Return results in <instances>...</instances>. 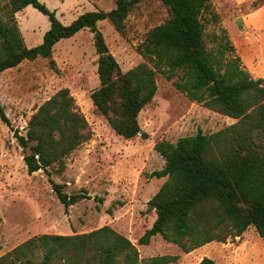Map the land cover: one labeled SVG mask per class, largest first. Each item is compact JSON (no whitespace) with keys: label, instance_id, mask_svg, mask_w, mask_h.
<instances>
[{"label":"trees","instance_id":"16d2710c","mask_svg":"<svg viewBox=\"0 0 264 264\" xmlns=\"http://www.w3.org/2000/svg\"><path fill=\"white\" fill-rule=\"evenodd\" d=\"M168 16L150 28L137 51L143 61L122 71L110 52L98 22L108 20L125 33L126 18L140 0H115V6L85 11L63 24L39 0H8L0 8V73L23 60L49 58L63 38L88 29L93 33L97 54L98 86L90 93L96 112L111 129L125 139L146 136L139 113L153 104L157 78L162 74L174 88L204 107L236 119L213 133L198 130L175 142L157 141L154 149L164 165L150 176L166 177L148 200L155 218L137 239L148 244L155 235L176 244L185 253L211 241L226 242L249 226L264 237V79L253 78L242 63L225 28L205 40L204 13L217 19L210 0H158ZM31 5L50 22L42 42L27 47L15 13ZM0 119L12 128L0 102ZM13 136L28 174L58 165L92 136V129L67 87L58 89L30 115L25 133ZM52 190L69 207L84 197L69 194L64 183L50 179ZM41 252V259L37 260ZM61 257L67 264H168L173 254L150 256L140 262L136 245L109 225L89 232L42 233L31 236L0 256V264H50ZM198 264H217L203 256Z\"/></svg>","mask_w":264,"mask_h":264},{"label":"rangeland","instance_id":"374dc122","mask_svg":"<svg viewBox=\"0 0 264 264\" xmlns=\"http://www.w3.org/2000/svg\"><path fill=\"white\" fill-rule=\"evenodd\" d=\"M39 1L55 11L63 24L85 11H108L115 6V0ZM210 1L217 19L203 14L207 44L214 45L211 35L219 27L225 28L251 76L264 79V0ZM7 2L0 0V8ZM167 16L160 1L140 0L126 18L125 33L115 30L108 20L98 22L122 71L143 61L138 44L150 28ZM15 18L27 47L40 44L50 27L48 17L31 5L16 12ZM52 59L58 70L50 67L49 58L38 57L0 73V102L12 125L11 128L0 119V256L34 235H72L109 225L136 245L140 262L154 255L173 254L178 258L168 264H197L195 256L205 250L203 254L217 264H264V237L253 226L226 242H211L193 254L158 234L148 244L137 243L155 218L147 202L166 179L150 176L164 165L154 144L162 139L175 142L198 130L210 134L236 119L189 100L159 74L153 104L142 109L138 117L146 136L125 139L96 112L90 99L99 83L93 33L84 29L59 40L53 47ZM62 87L74 96L92 136L67 156L62 171L55 165L48 169L49 174L43 170L28 174L13 129L24 134L30 115ZM6 149H11L12 154L5 156ZM50 179L64 183L69 194L81 193L84 197L65 213ZM41 257L39 252L36 259ZM50 264L67 263L56 257Z\"/></svg>","mask_w":264,"mask_h":264},{"label":"crops","instance_id":"0c3cea01","mask_svg":"<svg viewBox=\"0 0 264 264\" xmlns=\"http://www.w3.org/2000/svg\"><path fill=\"white\" fill-rule=\"evenodd\" d=\"M8 69H10V68H8ZM7 70V69H6ZM7 151H6V154H5V156H9V155H11L12 153H11V149L10 150H8V149H6ZM15 152H16V149H15ZM3 155H4V153H2ZM9 154V155H8ZM25 165V164H24ZM26 167V166H25ZM211 242H213V243H215V242H217V241H211ZM211 242H209V243H207V244H205V245H202V246H200V247H198V248H195L194 250H192V251H190V252H188V253H191V254H193V253H195L197 250H199V249H205L209 244H211ZM206 251L204 250L201 254H198V255H196L195 256V258H197L198 259V261H197V264L199 263V261L201 260V258L203 257V256H205L203 253H205ZM203 254V255H202Z\"/></svg>","mask_w":264,"mask_h":264}]
</instances>
